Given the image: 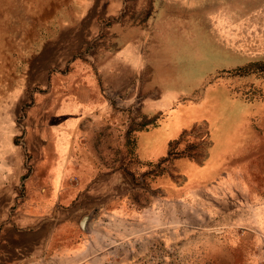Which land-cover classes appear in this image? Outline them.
Listing matches in <instances>:
<instances>
[{
    "label": "rangeland",
    "instance_id": "1",
    "mask_svg": "<svg viewBox=\"0 0 264 264\" xmlns=\"http://www.w3.org/2000/svg\"><path fill=\"white\" fill-rule=\"evenodd\" d=\"M45 1L46 17L22 0L0 2V228L35 173L31 137L52 131L45 105L64 98L70 59L91 62L116 26H144L134 36L145 70L132 115L117 122L123 148H110L108 134L96 155L121 166L108 191L124 196L97 211L91 238L101 251L85 264H264V0ZM120 98L111 100L124 111ZM159 98L166 105L146 118L142 105ZM225 142L233 147L223 155Z\"/></svg>",
    "mask_w": 264,
    "mask_h": 264
},
{
    "label": "crops",
    "instance_id": "2",
    "mask_svg": "<svg viewBox=\"0 0 264 264\" xmlns=\"http://www.w3.org/2000/svg\"><path fill=\"white\" fill-rule=\"evenodd\" d=\"M124 28L127 29L125 34ZM124 28L116 26L110 30L113 32L111 47L94 55L91 62L71 58L72 65L65 72L67 78L61 85L64 98H56L45 105L52 111L49 116L53 121L52 131L48 128L46 133L37 132L31 137L32 149L40 158L33 170L35 173L22 187L23 195L18 198L14 211L0 228V264H85L87 252L100 250L91 238L96 236L97 211L103 201L112 202L109 197L116 201L124 196L118 195L117 189L113 193L108 191L112 179L116 186L119 177L124 175L116 160L105 164L96 155H100L103 148L100 146L104 145L108 134L109 145L114 146L110 148L115 152L118 147L122 150L123 143L119 146V141L122 142L124 136L119 138L117 122H125L132 115L134 77L143 76L145 70V52L137 36L148 34V28ZM151 42L153 44L147 43V47L156 45L155 41ZM57 44L55 42V46ZM69 58L64 56L56 62L63 66L69 64ZM157 72L160 73L159 68ZM58 75H53V83L48 85L47 91L56 92ZM222 88L224 98L231 101L226 87ZM119 95L126 100L124 111L116 109L111 100ZM161 99L156 103L147 101L142 105V114L149 118L156 109H161L166 105ZM105 125H108V132L103 130ZM244 129L245 126L238 136ZM233 142H225L220 153H230ZM150 151L142 153L137 148L139 157L147 161L152 156ZM157 154L153 151L154 156ZM196 171L191 169L194 175ZM85 217L88 224L82 223Z\"/></svg>",
    "mask_w": 264,
    "mask_h": 264
},
{
    "label": "bare ground",
    "instance_id": "3",
    "mask_svg": "<svg viewBox=\"0 0 264 264\" xmlns=\"http://www.w3.org/2000/svg\"><path fill=\"white\" fill-rule=\"evenodd\" d=\"M5 1V0H0V2ZM249 1V0H247ZM253 1V0H250ZM247 3V2H246ZM15 4V3H14ZM22 4L24 6V9H26L28 12L31 11L32 7H35L37 9H40L39 11L42 12L43 9V15L45 16V13L47 14V6H51L52 3L49 1L42 0V2H37L36 0H22ZM56 5V4H55ZM16 6V4L14 5ZM54 7V6H53ZM15 10V9H14ZM54 10V9H53ZM45 11V12H44ZM24 13V12H23ZM26 15V14H25ZM54 15V14H53ZM66 15V14H65ZM23 16V15H22ZM40 16V15H39ZM31 17V16H30ZM42 17V13L40 18ZM46 17V16H45ZM26 19V18H25ZM172 21V20H171ZM25 22V21H24ZM26 23V22H25ZM27 25V24H26ZM25 25V26H26ZM24 26V27H25ZM27 28V27H26ZM24 31V30H23ZM174 35V34H173ZM167 36V35H166ZM262 104V103H261Z\"/></svg>",
    "mask_w": 264,
    "mask_h": 264
},
{
    "label": "water",
    "instance_id": "4",
    "mask_svg": "<svg viewBox=\"0 0 264 264\" xmlns=\"http://www.w3.org/2000/svg\"><path fill=\"white\" fill-rule=\"evenodd\" d=\"M86 220H87V217H85V218L83 219L82 223L85 224Z\"/></svg>",
    "mask_w": 264,
    "mask_h": 264
}]
</instances>
